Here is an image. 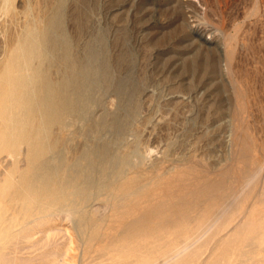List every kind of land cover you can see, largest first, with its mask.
I'll return each instance as SVG.
<instances>
[{"label": "bare ground", "instance_id": "bare-ground-1", "mask_svg": "<svg viewBox=\"0 0 264 264\" xmlns=\"http://www.w3.org/2000/svg\"><path fill=\"white\" fill-rule=\"evenodd\" d=\"M67 1L0 0V264H264V133L245 127L233 64L246 34L207 39L216 58H188L227 80L237 110L204 130L207 151L223 155L178 161L142 144L137 82L114 72L105 34L78 49ZM193 26L183 21L181 32ZM187 95L170 92L174 116ZM63 219L76 243L58 238Z\"/></svg>", "mask_w": 264, "mask_h": 264}, {"label": "rangeland", "instance_id": "rangeland-1", "mask_svg": "<svg viewBox=\"0 0 264 264\" xmlns=\"http://www.w3.org/2000/svg\"><path fill=\"white\" fill-rule=\"evenodd\" d=\"M261 7L264 8V0H68L66 27L73 35H78L80 51L89 40L97 38L102 33L105 34L104 50L113 62L114 72L122 76H131L137 82L140 111L134 124L138 125L139 123L140 126H143L141 141L144 146L153 148L154 155L171 154L170 157L178 161L192 155V151L193 155L197 157L196 160H205L211 154L217 157L223 155L219 148L212 153L207 151L206 143L210 134L205 132L210 130L211 133L226 116L232 118L236 114L237 106L234 97L229 92L226 79L219 81L216 75L207 73L202 65H197L191 70L186 65L187 60L190 57L195 58L197 55L202 58L207 55L212 58L217 57V48L208 45L207 39L221 40L225 33L235 31V28H238L240 36L246 34L248 39L245 41L246 46H242V43L237 45L235 54L237 58L236 61L234 60L235 63L233 62L235 75L241 81L237 85V93L247 109L244 120L246 129L251 133L256 131L258 135L263 136L264 77L261 78V76L264 75V12L262 13L264 9L262 10ZM81 20L84 21V24L82 28H79ZM183 21H189L194 25L193 32H181V22ZM195 30L203 34V39L197 42L198 44L193 42V38H197ZM256 34L259 35L256 36ZM225 62L223 59L220 61L223 68ZM246 83L249 84L250 89ZM151 88L155 94L150 93L153 91ZM159 90L161 92H158ZM173 91L186 93L189 98L188 105L179 108V112L177 110L175 116L174 111L170 108L177 101V98L170 96V92ZM156 92L160 93L162 97L157 99ZM109 95L111 97L108 98L116 97L113 93ZM163 98H167L165 99L166 103ZM152 101L160 104L157 105ZM248 105L252 108L250 109ZM161 110L162 113H160ZM167 110L168 113L166 112L167 115H165L164 112ZM248 110L250 112L252 110L253 113ZM262 114L263 117H261ZM160 115L172 119L168 127L166 126L167 129L160 126L153 128L154 120L158 119L157 116L161 117ZM206 126L209 129L206 130ZM150 127L153 128L151 131ZM195 141L198 143H193ZM71 224L68 219L60 220L58 227L61 229L58 230L57 236L60 239L62 236L63 238L68 237V241L76 243L78 234Z\"/></svg>", "mask_w": 264, "mask_h": 264}]
</instances>
